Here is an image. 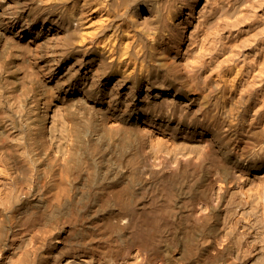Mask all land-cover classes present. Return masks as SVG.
<instances>
[{
	"label": "bare ground",
	"instance_id": "6f19581e",
	"mask_svg": "<svg viewBox=\"0 0 264 264\" xmlns=\"http://www.w3.org/2000/svg\"><path fill=\"white\" fill-rule=\"evenodd\" d=\"M0 264H264V0H0Z\"/></svg>",
	"mask_w": 264,
	"mask_h": 264
}]
</instances>
